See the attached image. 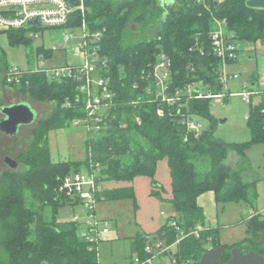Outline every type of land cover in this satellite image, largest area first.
Here are the masks:
<instances>
[{
    "label": "trees",
    "instance_id": "obj_1",
    "mask_svg": "<svg viewBox=\"0 0 264 264\" xmlns=\"http://www.w3.org/2000/svg\"><path fill=\"white\" fill-rule=\"evenodd\" d=\"M247 1L227 0L218 5L210 2L207 9L198 0H178L166 10L162 0H87L90 7L87 16L93 27L107 28L102 53L109 58L106 75L115 96L102 127L86 130L83 159L54 161L48 147L51 130L87 115L77 81L54 79L42 67L23 69L19 83H8L6 68L4 85L29 98L53 102L54 109L35 125L29 144L18 158L22 167L2 173L0 264H102L98 248L90 249L91 244L81 237L80 225L58 219L59 209L70 204L58 192V177L89 169L91 163L100 165V184L104 180L131 181L145 175L152 178L156 189L158 162L167 159L172 178L169 203L175 214L166 220L160 234L169 244L179 233L170 220H176L186 231L205 223L204 208L198 203L199 196L205 192L213 191L218 204L246 201L254 206L256 181L245 180L242 172L226 159L231 151L244 156L250 144H264V88L255 95L259 96V102H250L247 121L251 139L231 143L214 134L212 98L182 99L186 103L183 106H179L180 101L167 104L155 97L152 75L153 64L159 54L165 53L172 59L173 88L203 81L205 93L224 91L219 79L222 60L215 54L211 40L214 16L226 20L225 32L230 41L264 42V9L250 7ZM131 19L144 28L159 20L160 34L144 35L126 43V27ZM6 33L14 46L30 45L34 41L26 28ZM37 51L52 53L44 46H37ZM250 87L254 89L253 84ZM159 107L165 109L163 116L158 114ZM182 114L201 116L210 122V127L196 136L182 123ZM152 194L162 198L159 190L153 189ZM124 198L136 203L132 187L102 188L97 193L98 200ZM220 232V226L208 227L200 237L184 238L176 252L177 264L188 261L200 264L204 252L220 246L226 249L221 256L224 262L232 258L235 247L264 256L263 232L248 227V235L233 244L223 243ZM150 238L137 236L132 249L144 256Z\"/></svg>",
    "mask_w": 264,
    "mask_h": 264
},
{
    "label": "rangeland",
    "instance_id": "obj_2",
    "mask_svg": "<svg viewBox=\"0 0 264 264\" xmlns=\"http://www.w3.org/2000/svg\"><path fill=\"white\" fill-rule=\"evenodd\" d=\"M162 1L165 3L163 5H165L166 10H169L170 7L178 3V0ZM166 13L167 11H165L163 16ZM74 19L75 22L78 21L77 17H74ZM159 28V20L144 28L142 24L131 19L126 27L125 34L127 35H125V42H134L144 35H158L160 34ZM38 31L40 32V37L35 39L32 44L18 46H14L9 42L6 32L0 34V83L7 67L8 69L15 67L20 69H39L42 67L52 69L65 64L78 65L81 62V58L76 54L77 50H75L76 45L81 40L78 34L72 33V37L66 40V33H71L67 27H43L39 28ZM251 42L249 40H236L235 45L238 49L240 60L248 54L244 46L252 44ZM37 46H44L46 50L51 49L52 53L50 55H46V51L38 53ZM54 46L58 48L54 49ZM247 57L249 56L247 55ZM234 63H229L226 66L229 67ZM229 69L234 70L235 68L232 66ZM244 72L242 75L239 71L235 72L239 75V78H230L228 81L229 84L235 88L237 82H242L244 79H247L249 74L246 71ZM227 85L228 83L226 87ZM226 87L224 86V91ZM9 89L3 90L1 88L0 105L15 103L29 104L35 111L37 120L29 125L23 124L19 128L17 135L9 136L5 133L2 134L0 131V179L2 173L10 169V166L5 162V158L11 155V157L19 161V156L26 149L33 136L32 131L37 122L52 113L54 109L53 102L38 101L37 99L29 98L20 93H14L13 91H16L14 88L11 89L12 91ZM227 98L222 101L213 99L211 103V112L216 118L214 127L215 136L231 143L249 141L251 139V130L248 126L247 117L251 103L240 93L230 94ZM251 101L253 104L258 103L259 97L253 96ZM2 118L3 116L0 114V119ZM195 118L201 124L202 129H208L210 127V122L207 119L201 116H195ZM48 136V147L51 158L54 161L79 160L86 156V148L84 145L86 129L84 127L75 126L72 123L68 126L51 130ZM226 162L238 168L242 172L245 180L256 181L254 190L257 194V197L253 198L252 201L254 206L246 201L219 204L217 213L222 217L224 212L231 213L229 217L231 219L230 223H232L228 225V228L222 230L221 240L223 243H232L242 239L246 234V229L248 228L244 220L247 216L246 208L252 207L254 209L253 211H259L261 216L264 217V144H250L244 156L231 151ZM21 167L22 164L19 162L18 168ZM86 170L82 169V171ZM143 180H148V178L143 177ZM126 183V181H114L110 179L102 181L101 186L111 187ZM141 187L144 188L141 189L136 203L130 198L97 201L95 217L97 220L108 222V239L100 241L97 245L99 260L102 264H131V259L138 256V253L132 249L131 238L134 234L138 233L137 224H140L142 221L144 223L145 220L152 218L154 215L158 218V216H161L160 213L162 211L165 213V216L174 212L171 203L167 199L162 200L155 196L153 198L150 195L151 184L150 187L149 185ZM165 188L168 189L167 195L170 194L169 184H165ZM223 206H226V209ZM82 207L80 204H66L59 209L58 219L70 221L75 214L84 217L85 212Z\"/></svg>",
    "mask_w": 264,
    "mask_h": 264
},
{
    "label": "built area",
    "instance_id": "obj_3",
    "mask_svg": "<svg viewBox=\"0 0 264 264\" xmlns=\"http://www.w3.org/2000/svg\"><path fill=\"white\" fill-rule=\"evenodd\" d=\"M224 1L227 0H198L207 9H210V2L218 5ZM88 12L87 0H0V30L2 31L26 28L28 36L34 40L40 37L38 29L43 27H67L71 33H66V40L72 37V33L78 34L81 40L75 50L81 62L78 65L65 64L52 69L44 68V70L54 79L66 78L77 81L87 115L84 118L75 119L73 124L91 130L102 127L104 115L113 103L115 91L112 90L106 75V71L109 70V58L102 53V42L108 33L107 28H94L87 19ZM74 17L78 18L77 22ZM214 21L215 28L211 31V40L215 54L222 60L219 79L226 87L230 78H239L237 73H231L226 68L229 60H237L238 51L235 43L226 35V20L214 16ZM57 48L54 46V49ZM22 70L16 67L8 69L6 75L8 83H19ZM171 74L172 59L165 53L159 54L157 62L152 67L156 84L154 95L167 104H176L180 101L179 106H183L186 103L182 102V99L186 101L207 97L222 101L228 97L226 90L220 93L211 91L205 93L206 87L203 81L189 83L182 88H173ZM242 86L240 94L248 102H251L253 96L261 93L251 88L248 82H244ZM158 114L160 116L165 114L164 107L158 108ZM181 121L188 130L194 131L196 136L203 131L195 117L182 114ZM100 170L98 163H91L86 171H76L58 177V192L70 204L83 206L84 217L75 214L70 221L80 225L81 237L91 244L90 249L97 247L100 241L108 239V222L97 220L95 217L97 193L102 189L99 183ZM169 223L179 231L176 240L170 244L163 238L150 240L144 247V256L134 257L132 264H177L176 252L181 241L188 236L200 237L201 233L208 229L205 224L198 223L190 231H186L174 219ZM185 264L196 263L188 261Z\"/></svg>",
    "mask_w": 264,
    "mask_h": 264
},
{
    "label": "crops",
    "instance_id": "obj_4",
    "mask_svg": "<svg viewBox=\"0 0 264 264\" xmlns=\"http://www.w3.org/2000/svg\"><path fill=\"white\" fill-rule=\"evenodd\" d=\"M251 43L252 44H248L247 46H244L247 49V52H248L247 55L249 57H247V55H246L243 59L240 60V58H239L240 55L238 54L237 60L234 61L235 63L233 65L227 67L228 71L231 73H235V72L239 71L240 74L242 75L243 73H245L244 71H246L249 74L247 79H244L242 82H240V81L237 82V86H235L236 89L233 86H231L229 84V82H227L228 85L226 87V91H227L228 95L234 94V93H240L241 89L243 87L242 85L244 82H248L249 84H253L255 90H259L261 88H264V42L262 40L260 41V39H259L255 42L252 41ZM232 66H233V68H235L234 70L229 69ZM236 69H237V71H236ZM5 71H4V74H5ZM236 79H238V78H236ZM253 80H255V81L252 82ZM1 88L3 90H8L11 87L4 85L3 80H2L0 83V95L2 94ZM11 89H9V90H11ZM14 90H16V89H14ZM13 92L19 94V92L17 90L13 91ZM2 106H4V105H0V107H2ZM0 114L2 116H4L1 111H0ZM2 134H4V133L2 132ZM138 177H142V178H138ZM143 177L144 178L147 177L148 180H143ZM155 179L159 183V186L156 189L153 187L152 178L149 176H145V175L137 176L131 181H126L127 183L124 185L111 186V187L105 186L102 188H110L111 189V188H118V187H132L134 189L135 196L137 199L139 193L141 192V189L144 188L141 186L149 185V187H150V184H151L150 195L153 196V198L155 195L152 194V190L153 189L159 190L161 193V196H162L161 199L162 200L167 199L170 202V199L172 198V178H171V173H170V169L168 166L167 159H162L161 161L158 162V167H157V172L155 174ZM114 181H116V180H114ZM165 184H169L170 194H168V195H167L168 189L165 188ZM164 192H166L165 195H164ZM155 197H157V196H155ZM102 200H106V199H102ZM109 201H111V200H109ZM198 203H199V205H201L204 208V211H205V215H206L205 216V223H204L205 226H207V227L220 226L221 227L220 235H221L222 230L224 228L225 229L228 228V225L232 224V223H230L231 219L229 217L231 215V213L229 214V212L227 213V212L223 211L224 212L223 217L220 216L219 213H217L218 208H219V204L216 201L215 193L213 191H209V192H205V193L201 194L198 198ZM223 208L226 209V206H223ZM246 209H247L246 210L247 216H246V219H244V220L246 221L245 223L248 225L247 227H251L254 230H259V231L264 233V217L261 216L259 211L258 212L253 211L254 209H252V207H248ZM174 214H175V212H173L170 215L165 216V213L162 211L160 213L161 216H158V218L156 217V215H154L152 218L145 220L144 223H143V221L140 222V224L138 223L137 224L138 225L137 226V229H138L137 232L138 233L134 234L131 237L132 238V247H134L133 246L134 239L139 235L150 236L151 237L150 240H153L155 238H163L164 236H161V234H160L162 227H163L164 223L166 222V220L168 218H170L171 216H173ZM247 230H248V228L246 229V234L242 237V239L248 235ZM163 239L166 240V237ZM240 240H238V241H240ZM238 241L232 242L229 244L237 243ZM148 242L149 241H147V243ZM131 264H132V261H131Z\"/></svg>",
    "mask_w": 264,
    "mask_h": 264
},
{
    "label": "water",
    "instance_id": "obj_5",
    "mask_svg": "<svg viewBox=\"0 0 264 264\" xmlns=\"http://www.w3.org/2000/svg\"><path fill=\"white\" fill-rule=\"evenodd\" d=\"M247 4L250 7L264 9V0H248ZM35 23L40 24L38 21ZM0 111L4 115L0 119V131L9 136L17 135L23 124L29 125L37 120L33 108L25 103L4 105ZM5 162L11 169H17L19 166L18 160L11 155L5 158ZM225 252L224 246L211 247L201 256L200 264H264V256L256 251L245 253L239 247H235L232 249V258L227 262H224L221 257Z\"/></svg>",
    "mask_w": 264,
    "mask_h": 264
}]
</instances>
